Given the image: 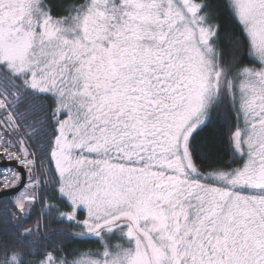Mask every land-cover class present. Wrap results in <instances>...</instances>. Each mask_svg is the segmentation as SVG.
<instances>
[{
  "label": "snow or ice",
  "instance_id": "obj_1",
  "mask_svg": "<svg viewBox=\"0 0 264 264\" xmlns=\"http://www.w3.org/2000/svg\"><path fill=\"white\" fill-rule=\"evenodd\" d=\"M3 201L0 264H264V0H0Z\"/></svg>",
  "mask_w": 264,
  "mask_h": 264
},
{
  "label": "trees",
  "instance_id": "obj_2",
  "mask_svg": "<svg viewBox=\"0 0 264 264\" xmlns=\"http://www.w3.org/2000/svg\"><path fill=\"white\" fill-rule=\"evenodd\" d=\"M54 2L60 3L66 8L73 2V0H54ZM227 128L228 122L221 119L220 123L210 125L208 129H205L204 132L200 134L197 139V146L202 150V154L203 150L207 149H210L212 152H219L222 151V149L226 150L225 141ZM221 155H223V152H221ZM4 209H7V211H4ZM16 211L17 209L13 208L8 201H3L0 203V249L8 247L10 250H18L22 246L23 249L27 251L31 248V245L28 243H23V245H21V238L16 237V233L10 225H22L20 230L25 231L30 228H35L37 224L43 226L47 220L46 218L34 216V218L31 219L27 224H23L22 220H17L15 218ZM9 212H11L13 215L9 216ZM36 235L45 236L48 235V233L41 231ZM32 239H35V236H33ZM70 247L78 248L80 246L78 244H74Z\"/></svg>",
  "mask_w": 264,
  "mask_h": 264
},
{
  "label": "rangeland",
  "instance_id": "obj_3",
  "mask_svg": "<svg viewBox=\"0 0 264 264\" xmlns=\"http://www.w3.org/2000/svg\"><path fill=\"white\" fill-rule=\"evenodd\" d=\"M17 199V198H14V200ZM22 215H24V213H22Z\"/></svg>",
  "mask_w": 264,
  "mask_h": 264
}]
</instances>
